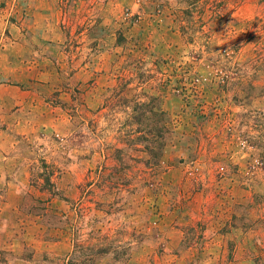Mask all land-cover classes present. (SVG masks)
I'll return each instance as SVG.
<instances>
[{
  "label": "rangeland",
  "instance_id": "obj_1",
  "mask_svg": "<svg viewBox=\"0 0 264 264\" xmlns=\"http://www.w3.org/2000/svg\"><path fill=\"white\" fill-rule=\"evenodd\" d=\"M87 259L264 264V0H0V264Z\"/></svg>",
  "mask_w": 264,
  "mask_h": 264
},
{
  "label": "trees",
  "instance_id": "obj_2",
  "mask_svg": "<svg viewBox=\"0 0 264 264\" xmlns=\"http://www.w3.org/2000/svg\"><path fill=\"white\" fill-rule=\"evenodd\" d=\"M84 251L87 252V250H84ZM89 251H92V249H89ZM103 252H104V250L99 248V249L94 251L93 255H95V254L98 255V254H101ZM92 262H93V259H87V260L83 261L82 264H91Z\"/></svg>",
  "mask_w": 264,
  "mask_h": 264
}]
</instances>
